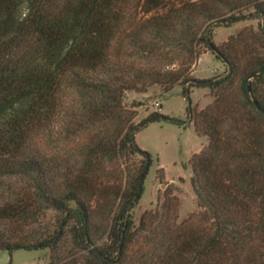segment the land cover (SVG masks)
<instances>
[{
    "label": "trees",
    "instance_id": "1",
    "mask_svg": "<svg viewBox=\"0 0 264 264\" xmlns=\"http://www.w3.org/2000/svg\"><path fill=\"white\" fill-rule=\"evenodd\" d=\"M257 20L217 44V27ZM223 74L197 78L203 52ZM176 85L208 142L191 158L199 211L182 222L170 184L136 224L153 155L125 102ZM194 88L214 100L192 106ZM67 96L73 97L71 104ZM61 128L60 161L36 150ZM0 249H48L49 264H264V0H0ZM52 218V219H51Z\"/></svg>",
    "mask_w": 264,
    "mask_h": 264
},
{
    "label": "rangeland",
    "instance_id": "2",
    "mask_svg": "<svg viewBox=\"0 0 264 264\" xmlns=\"http://www.w3.org/2000/svg\"><path fill=\"white\" fill-rule=\"evenodd\" d=\"M257 24V20H248L230 27H217L214 31V40L217 44H222L230 36L237 35L245 28L256 29ZM225 70L226 67L223 62L217 59L211 51H206L202 53L193 66L191 75L197 78H209L221 75ZM191 97L192 106L197 111L214 100V95L209 88H194ZM72 100L73 97L67 96L69 105ZM135 100L144 102L142 106L137 108L136 122H140L156 110L170 117L186 121L185 125L165 120L156 121L137 133L138 144L151 152L154 161L145 182V192L134 210L136 224H139L146 210H155L162 202L165 190L170 184L173 186L174 194L179 201L178 222H182L189 215L199 211L191 182L193 172L190 162L192 156L200 152L208 140L195 131L194 125L188 117L189 103L184 97L180 85H176L168 93H165L160 85L152 86L146 93L128 91L125 102L130 105ZM69 146L70 142L62 135L61 128L56 127L53 133L37 143L36 150L48 158L60 161L66 157ZM2 182L0 201L6 200L19 187L15 179H4ZM49 257L48 249H18L13 252L0 249V264H49Z\"/></svg>",
    "mask_w": 264,
    "mask_h": 264
},
{
    "label": "built area",
    "instance_id": "3",
    "mask_svg": "<svg viewBox=\"0 0 264 264\" xmlns=\"http://www.w3.org/2000/svg\"><path fill=\"white\" fill-rule=\"evenodd\" d=\"M156 105H159V103H156Z\"/></svg>",
    "mask_w": 264,
    "mask_h": 264
}]
</instances>
